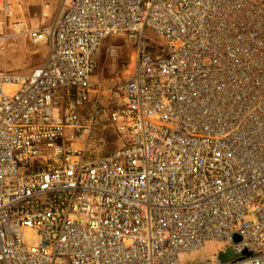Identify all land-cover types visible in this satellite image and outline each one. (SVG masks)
<instances>
[{
	"label": "built area",
	"instance_id": "obj_1",
	"mask_svg": "<svg viewBox=\"0 0 264 264\" xmlns=\"http://www.w3.org/2000/svg\"><path fill=\"white\" fill-rule=\"evenodd\" d=\"M14 26L47 52L0 71V264H177L209 241L201 264H264V0H57L49 25ZM114 35L133 69L100 83ZM99 112L122 142L90 158Z\"/></svg>",
	"mask_w": 264,
	"mask_h": 264
},
{
	"label": "rangeland",
	"instance_id": "obj_2",
	"mask_svg": "<svg viewBox=\"0 0 264 264\" xmlns=\"http://www.w3.org/2000/svg\"><path fill=\"white\" fill-rule=\"evenodd\" d=\"M57 0H21L16 3L13 16L9 19L1 18L6 25L9 40L6 51L0 53V71L29 74L39 66L47 52L45 46H33L24 34H17L14 22H22L27 29L49 25L54 18ZM146 43L151 56L156 55L163 47V43L148 29ZM134 48L125 35H114L107 38L95 58L94 78L100 83L112 84L126 79L134 64ZM92 105L85 107L83 116L90 120ZM120 135L117 134L108 120L105 112H99L92 124V131L87 139V154L90 158L108 155L121 146ZM234 235L233 240L237 241ZM223 248L220 241H209L201 250L181 253L177 264H201L209 260L219 249ZM233 258L232 252L222 254V262Z\"/></svg>",
	"mask_w": 264,
	"mask_h": 264
},
{
	"label": "bare ground",
	"instance_id": "obj_3",
	"mask_svg": "<svg viewBox=\"0 0 264 264\" xmlns=\"http://www.w3.org/2000/svg\"><path fill=\"white\" fill-rule=\"evenodd\" d=\"M19 35V34H18Z\"/></svg>",
	"mask_w": 264,
	"mask_h": 264
},
{
	"label": "crops",
	"instance_id": "obj_4",
	"mask_svg": "<svg viewBox=\"0 0 264 264\" xmlns=\"http://www.w3.org/2000/svg\"><path fill=\"white\" fill-rule=\"evenodd\" d=\"M44 60V59H43Z\"/></svg>",
	"mask_w": 264,
	"mask_h": 264
}]
</instances>
